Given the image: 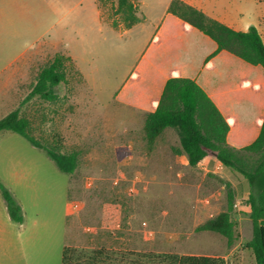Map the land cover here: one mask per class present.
I'll return each mask as SVG.
<instances>
[{
	"label": "rangeland",
	"instance_id": "obj_1",
	"mask_svg": "<svg viewBox=\"0 0 264 264\" xmlns=\"http://www.w3.org/2000/svg\"><path fill=\"white\" fill-rule=\"evenodd\" d=\"M4 4L8 13L7 29L0 32V120L19 108L30 122V134L42 144L78 154L75 173L65 174L44 150L18 134L0 131V183L25 209L20 240L14 250L7 247L5 264H61L65 246L75 251L73 264H132L137 255L149 253L255 264L252 252L244 248L253 236L244 177L213 156L190 167L183 154L175 153L180 143L172 129L149 147L142 116L114 100L169 0L137 2L146 22L130 31L115 14L116 0ZM204 4L209 13L231 16L241 31L257 27L264 40V0ZM53 40H64L59 51L75 54L78 66L72 60L68 64L67 82L55 89V102L34 98L21 104L53 52L39 57L27 81L6 83V77ZM227 185L235 194L236 240L231 246L218 234L196 231L227 209Z\"/></svg>",
	"mask_w": 264,
	"mask_h": 264
},
{
	"label": "trees",
	"instance_id": "obj_2",
	"mask_svg": "<svg viewBox=\"0 0 264 264\" xmlns=\"http://www.w3.org/2000/svg\"><path fill=\"white\" fill-rule=\"evenodd\" d=\"M136 3V0H116L115 14L122 16L127 29L145 20ZM167 14L178 18L216 44V50L208 60L224 51L250 66L261 68L264 72V41L255 26H250L244 32L233 30L180 0L170 3ZM70 62V57L56 54L39 70L31 91L21 104L34 98L55 102L58 99L55 89L67 82L66 70ZM30 127L29 120L22 117L19 108L0 120V131L20 135L33 147L44 150L60 172L74 174L78 167L77 152L63 153L58 147L42 144L30 134ZM166 129L177 133L180 148L175 153L185 155L190 167L195 168L205 158L216 154L215 159L220 165L240 174L247 181V204L253 236L244 248L252 252L255 264H264V120L259 135L252 143L242 148H234L227 142L230 125L207 93L194 79L171 77L165 82L155 110L146 115L143 130L148 146L152 147ZM227 187V209L199 226L196 231L218 234L231 246L236 240L235 223L232 220L235 194L229 185ZM0 193L11 220L18 224L23 223L20 204L1 183ZM74 252L72 247H65L62 264H73ZM132 264L226 263L224 259L216 257L149 253L137 255Z\"/></svg>",
	"mask_w": 264,
	"mask_h": 264
},
{
	"label": "crops",
	"instance_id": "obj_3",
	"mask_svg": "<svg viewBox=\"0 0 264 264\" xmlns=\"http://www.w3.org/2000/svg\"><path fill=\"white\" fill-rule=\"evenodd\" d=\"M5 1L0 0V21L3 18V25L0 26L1 33L7 29L5 20L8 12L6 9L7 4H4ZM142 1L146 0H136V2ZM172 1L169 0L168 7ZM180 1L198 9L209 18L217 20L233 30L241 31L237 28L234 19L228 14L216 15L212 12L209 13L204 4L205 0ZM167 10L159 19V23L157 22L154 25V32L146 48L127 80L116 91L114 100L121 105L134 109L135 111L132 113L141 115L142 125H144L146 115L155 110L165 82L169 78L194 79L218 107L230 125L227 136L228 144L234 148L249 145L259 135L264 120V72L261 68L250 66L224 51L208 60V57L215 52L216 44L178 18L168 15ZM97 16L102 23L101 12L98 7ZM65 17L66 13L61 17L62 21L65 20ZM144 17V22L140 24L146 22V16ZM62 42L64 40H57L55 43L53 40L48 42L47 46H41L40 50L34 55V59L29 64L11 71L5 82H18L20 84L27 81L32 65L37 63L39 57L45 55V52L52 51L53 57L56 54L66 55L77 65L78 58L75 54L65 49L59 51ZM207 159L208 157L203 161ZM19 204L24 212V206L21 203ZM68 209L71 211L70 202H68ZM16 226H20L19 229ZM23 227L24 220L21 224L11 220L6 203L0 193V264H5L8 254L7 247L15 249L20 240Z\"/></svg>",
	"mask_w": 264,
	"mask_h": 264
},
{
	"label": "water",
	"instance_id": "obj_4",
	"mask_svg": "<svg viewBox=\"0 0 264 264\" xmlns=\"http://www.w3.org/2000/svg\"><path fill=\"white\" fill-rule=\"evenodd\" d=\"M216 156H217L216 154H213V157H215V158H216Z\"/></svg>",
	"mask_w": 264,
	"mask_h": 264
}]
</instances>
